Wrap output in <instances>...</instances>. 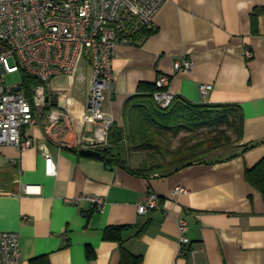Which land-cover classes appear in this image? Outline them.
Instances as JSON below:
<instances>
[{"label":"crops","instance_id":"obj_1","mask_svg":"<svg viewBox=\"0 0 264 264\" xmlns=\"http://www.w3.org/2000/svg\"><path fill=\"white\" fill-rule=\"evenodd\" d=\"M151 28L114 51V82L103 108L115 124L123 125L125 104L140 83L165 75L173 95L241 108L235 152L259 144L234 158L144 176L59 148L41 125H29L31 147L19 153L0 145V231L19 234L18 264L39 256L48 264H131L122 247L140 264H264V195L246 179L264 157V0H164ZM184 59L192 67L176 71L174 63ZM68 81L72 107H85L88 85ZM203 84L210 86L205 96ZM44 151L56 163L55 175L45 172ZM178 185L188 192L174 193ZM22 186L39 192L19 193ZM150 194L158 208L139 214ZM81 195L102 197L104 208L70 201ZM181 218L188 225L184 254ZM122 225L128 228L120 239L105 238L107 227Z\"/></svg>","mask_w":264,"mask_h":264},{"label":"built area","instance_id":"obj_2","mask_svg":"<svg viewBox=\"0 0 264 264\" xmlns=\"http://www.w3.org/2000/svg\"><path fill=\"white\" fill-rule=\"evenodd\" d=\"M163 1L0 0V145H12L21 153L33 144L26 127L39 124L59 148L80 152L110 147L109 132L115 122L103 106L105 93L113 87L114 51L119 45L138 42L139 33L152 27ZM192 64L184 59L175 62L174 69L188 71ZM15 73L20 80L8 84L6 76ZM61 75L88 85L85 107L73 108L68 92L51 94L55 92L48 89L50 80ZM168 82L165 75L155 81L160 90L154 98L162 108L174 97L167 90ZM209 88L200 85V94L205 96ZM43 155L45 172L55 175V161L47 151ZM38 192L22 186L19 193ZM187 192L180 185L174 188V193ZM79 200L98 210L105 205L102 197L95 196L81 195L70 201ZM152 208H158L155 194L138 204L137 211L144 214ZM177 224L180 253L184 254L188 225L182 218ZM20 260L19 234L0 231V264Z\"/></svg>","mask_w":264,"mask_h":264},{"label":"trees","instance_id":"obj_3","mask_svg":"<svg viewBox=\"0 0 264 264\" xmlns=\"http://www.w3.org/2000/svg\"><path fill=\"white\" fill-rule=\"evenodd\" d=\"M152 30L151 27L143 29L139 33L138 41ZM159 90L155 83L142 82L138 85L136 93L127 100L123 109V125L114 123L110 129L111 145L106 148L104 156L72 150L81 156L118 164L134 174L149 176L156 173L166 176L194 163L234 158L259 144L248 143L241 147L240 152L234 151L225 157L212 158L214 152L234 146L241 138L243 128L241 108L230 104L193 103L181 95H174L168 106L162 108L154 98V93ZM228 131L232 132L233 137ZM182 132L191 134V137L182 139L175 148L166 144L170 143L167 136L176 137ZM204 132L210 133L211 136L199 138L198 136ZM193 138L198 139L192 141ZM128 145L132 151H153L159 158L158 162L131 167L123 155ZM246 179L264 195V157L254 167L246 170ZM127 228L128 226L123 225L107 227L105 238L118 240L121 232ZM122 249L131 264H140V257L131 255L123 247ZM31 264H48V261L45 256H39L32 259Z\"/></svg>","mask_w":264,"mask_h":264},{"label":"rangeland","instance_id":"obj_4","mask_svg":"<svg viewBox=\"0 0 264 264\" xmlns=\"http://www.w3.org/2000/svg\"><path fill=\"white\" fill-rule=\"evenodd\" d=\"M21 78L19 73H15L13 75H7L6 76V82L8 84H12L14 82L19 81ZM70 83L68 81V78L61 75V76H57L53 79L50 80L49 85H48V89L57 94H61L62 92L66 91L67 89H69ZM228 134L231 135L233 137V134L231 131H228ZM210 133H206L204 132L202 135L198 136L199 138H205V137H210ZM170 140V143H166L169 147L171 148H175L179 145L180 141L182 139H187L189 137H191V134H188L186 132H182L179 136H167ZM192 137H196V136H192ZM198 139V138H196ZM193 138L192 141L196 140ZM125 143V142H124ZM236 150V146H231L229 148L226 149H222L219 150L218 152H214L211 157L212 158H216V157H225L228 154L234 152ZM123 155L124 157L127 159L128 163L130 165L133 166H146V165H152L153 163L158 162V156L156 154H154L153 151L151 150H143V151H135V150H131L130 146L128 145L124 151H123Z\"/></svg>","mask_w":264,"mask_h":264},{"label":"water","instance_id":"obj_5","mask_svg":"<svg viewBox=\"0 0 264 264\" xmlns=\"http://www.w3.org/2000/svg\"><path fill=\"white\" fill-rule=\"evenodd\" d=\"M81 153L83 154H88V155H105L106 153V148H102L101 151H98V150H91V149H82L80 151Z\"/></svg>","mask_w":264,"mask_h":264}]
</instances>
